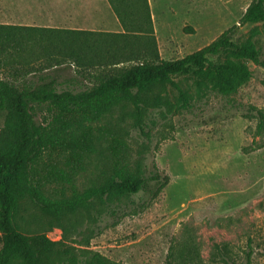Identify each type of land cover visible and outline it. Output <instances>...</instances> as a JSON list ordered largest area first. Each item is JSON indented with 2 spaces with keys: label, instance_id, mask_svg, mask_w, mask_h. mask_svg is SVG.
<instances>
[{
  "label": "rangeland",
  "instance_id": "1",
  "mask_svg": "<svg viewBox=\"0 0 264 264\" xmlns=\"http://www.w3.org/2000/svg\"><path fill=\"white\" fill-rule=\"evenodd\" d=\"M250 1L148 0L159 58H181L236 26L234 39L253 40L264 61V23L239 22ZM0 23L122 31L107 0H0ZM247 64L251 77L232 94L174 76L188 107L177 102L171 84L152 87L140 117L143 130L130 102L96 122L127 143L133 170L168 176L155 198L144 191L92 197L86 207L55 219L25 199L16 216L20 229L45 232L69 264H87L93 253L108 264H166L170 252L174 264L188 253L197 264H264V64ZM56 69L61 79L75 75V85L93 82L92 68L86 75L73 63ZM33 73L26 77L34 79ZM109 137L97 139L71 183H54L49 191L69 196L99 184L112 167Z\"/></svg>",
  "mask_w": 264,
  "mask_h": 264
},
{
  "label": "trees",
  "instance_id": "2",
  "mask_svg": "<svg viewBox=\"0 0 264 264\" xmlns=\"http://www.w3.org/2000/svg\"><path fill=\"white\" fill-rule=\"evenodd\" d=\"M107 2L121 32L0 23V264H69L45 232L20 229L16 216L25 199L55 219L86 207L92 197L144 191L155 198L168 183L159 172L133 170L127 143L109 127L96 125L115 106L132 103L143 130L140 117L152 87L171 84L177 102L188 107V95L174 76L187 75L198 88L211 83L219 93L232 94L251 77L248 61L264 64L253 40L234 39L236 26L181 58H159L148 0ZM239 22L264 23V0H251ZM69 63L82 67L78 74L94 69L91 85H75V75L61 79L56 68ZM51 67L52 74L36 73ZM32 71L35 78L28 79ZM104 133L110 134L113 158L103 180L82 193L54 196L49 189L71 183L85 170ZM169 255L166 264H174ZM192 255H181L178 264H197ZM87 264L108 262L93 253Z\"/></svg>",
  "mask_w": 264,
  "mask_h": 264
}]
</instances>
